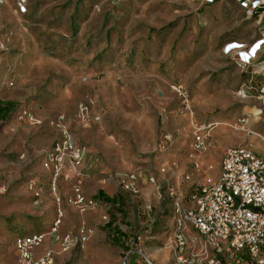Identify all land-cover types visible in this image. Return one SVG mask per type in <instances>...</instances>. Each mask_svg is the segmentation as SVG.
I'll use <instances>...</instances> for the list:
<instances>
[{"label": "rangeland", "instance_id": "1", "mask_svg": "<svg viewBox=\"0 0 264 264\" xmlns=\"http://www.w3.org/2000/svg\"><path fill=\"white\" fill-rule=\"evenodd\" d=\"M23 1L21 13L17 0H0V100L14 104L0 121V264L15 262L17 235L37 230L46 234L54 264L103 259L84 258V244L63 251L49 236L54 218H46L55 216L54 198L69 205L72 185L64 173L62 189L57 181L54 195L41 166L42 153L57 137L49 122L58 115L101 165L97 184L107 180L119 187L120 179L135 175L137 192L130 193L134 216L143 210L156 220L157 235L164 240L155 250L165 248L173 226L166 189L173 187L188 199L204 177L216 176L224 150L244 143L237 120L261 107L256 94L237 95L240 71L221 52L229 40L249 42L256 35L253 22L235 0ZM172 84L182 85L187 102ZM80 104H87L98 120L79 121ZM19 107L41 123L18 121ZM250 123L264 134L259 119L252 117ZM194 124L210 126L201 153L190 147ZM166 135L170 140L162 149ZM82 173L81 188L86 174L94 172ZM151 176L159 190L150 184ZM83 221L88 230L102 222L99 216ZM83 221H61L66 229L60 224L58 235ZM42 251L43 246L36 249ZM116 258L122 264L123 256Z\"/></svg>", "mask_w": 264, "mask_h": 264}, {"label": "built area", "instance_id": "2", "mask_svg": "<svg viewBox=\"0 0 264 264\" xmlns=\"http://www.w3.org/2000/svg\"><path fill=\"white\" fill-rule=\"evenodd\" d=\"M204 2L211 3L212 0ZM235 2L253 22L256 35L249 42L229 40L222 46L221 52L231 58L241 73L248 75L247 80L238 86L237 95L246 98L247 94H256L260 100V109L244 113L237 120L240 129L250 134L252 132L245 128L246 124L252 117L264 114V0ZM23 4V0L16 2L21 13L24 12ZM258 82L261 84L257 88ZM171 89L184 102L188 101V94L182 85L172 84ZM16 119L32 125L41 123L23 107L17 110ZM77 119L87 124L97 121L98 117L89 113L87 104H80ZM49 123L57 131V137L42 153L41 166L49 173L51 191L55 195L56 183L65 173L72 182L71 195L66 202L80 213L94 209L96 201L86 197L81 190L84 147L75 142L62 115ZM209 128L208 125H193L190 145L193 152L206 150ZM169 140V136H164L162 149ZM194 167L198 165L194 163ZM218 167L217 175L204 177L189 193L188 199L183 200L173 187L166 189L173 224L171 238L164 245L171 254L170 264H264V158L255 155L249 143L231 146L225 149ZM207 169L212 170V166L208 165ZM149 182L155 190H159L160 185L152 176ZM119 187L135 194V175L131 173L120 179ZM34 196L38 197L39 193L34 192ZM54 203L55 216L49 236L60 242L63 251L76 243L85 242L90 231L84 226L78 229L75 236L58 235L63 217L60 198L55 196ZM45 237L46 234L41 232L17 235L13 242L16 251L13 264H54L51 250L38 258L33 255V250L43 243ZM126 242L132 249L124 254L122 264L133 253L137 254V264H156L139 246L142 242L139 235Z\"/></svg>", "mask_w": 264, "mask_h": 264}, {"label": "crops", "instance_id": "3", "mask_svg": "<svg viewBox=\"0 0 264 264\" xmlns=\"http://www.w3.org/2000/svg\"><path fill=\"white\" fill-rule=\"evenodd\" d=\"M240 80H242V82L244 81L243 73L241 72H240ZM257 84H259V82ZM0 103L13 104L11 101H2V100H0ZM256 110L255 109L252 110L251 108L245 113L255 112ZM255 119H259L260 123L264 125V114H262L261 117H255ZM251 120L252 118L250 119V121ZM250 121L246 124V126L249 125L252 128L250 130L252 133L250 134L244 133L245 135L243 139L244 143L241 145H246L248 143L251 144V148L254 149V150L251 149L252 152L257 156L264 158V140L261 139V137L264 138V134H261L257 130H255V128L251 126ZM94 157L95 155L85 152V157L82 163V170L86 171V173L87 172L88 173L94 172V173L92 176L86 174L83 186L81 188L82 193L86 197L96 201V206L94 207V209L80 213L72 206L69 205H64L65 207L61 206L63 213L62 223L63 221L69 220L71 218L75 219L76 224L77 222L83 220H86L88 223L89 219H92V217L94 216H99L102 220L101 223H94L91 225V228L89 230L90 233L85 242L76 243L74 245V246L83 245V244L85 245L86 253L84 255V258H86L87 255H97L103 258L98 261L96 260L95 262L87 261L86 259L85 264H117L116 255L119 254L124 256V254L127 251H130L132 249V246L130 244L128 245L126 240H129L131 237L136 235H139L142 238V242L139 245L141 249L151 259H153L156 264H170L171 254L166 248L159 247L157 251L155 250L156 249L155 247L164 240V237L162 238L161 235H157V231L155 229L156 220L155 219L151 220L148 216V212L143 210L141 212L142 214L141 216L138 214V212L134 216L133 210L135 208H133V206L131 205L132 201H131L130 193L121 190L120 187L114 185L111 182H108L107 180L99 184H97L98 182L97 183L95 182L96 181L95 178L97 177V174L101 173L102 167L99 163L96 164L97 160L95 159L96 157L95 158ZM94 166L95 168H93ZM62 179L63 178L60 176L58 180L60 189H62L61 188V185L63 184ZM66 206L70 208L67 209ZM139 207L140 206H137L136 208ZM53 218H54V214L53 216L50 214L49 216H47L46 220L48 222L49 221L51 222ZM62 223L60 228L62 230L63 229L65 230L66 228H64ZM80 225L84 226L85 225L84 221ZM80 225L77 227L78 229L81 227ZM171 226H172V222H171ZM77 228L75 230L72 229L68 230L67 231L68 233L64 232V234L61 235V237H63L66 234L74 235V236L77 235V231H78ZM171 232H172V228H170L169 234L167 235L166 238V240L168 241L171 238ZM31 233H35V232H31ZM43 243L40 245L43 246V251L41 252V254L36 253V249L39 246L33 250V255L35 258L40 257L45 251L49 250L47 248V242H45L44 245ZM74 246L70 248H73ZM130 255L131 256L128 260V264H137L138 260H137V256H135L136 254L133 253Z\"/></svg>", "mask_w": 264, "mask_h": 264}, {"label": "trees", "instance_id": "4", "mask_svg": "<svg viewBox=\"0 0 264 264\" xmlns=\"http://www.w3.org/2000/svg\"><path fill=\"white\" fill-rule=\"evenodd\" d=\"M13 109L14 106L11 103H6V104L0 103V121L1 122L5 121L6 118L11 114ZM35 232H39V230Z\"/></svg>", "mask_w": 264, "mask_h": 264}]
</instances>
